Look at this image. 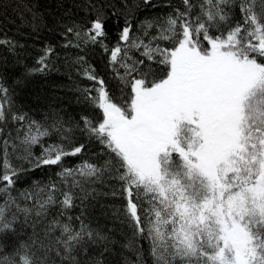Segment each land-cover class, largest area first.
I'll list each match as a JSON object with an SVG mask.
<instances>
[{
	"label": "snow or ice",
	"instance_id": "obj_1",
	"mask_svg": "<svg viewBox=\"0 0 264 264\" xmlns=\"http://www.w3.org/2000/svg\"><path fill=\"white\" fill-rule=\"evenodd\" d=\"M0 264H264V0H0Z\"/></svg>",
	"mask_w": 264,
	"mask_h": 264
}]
</instances>
